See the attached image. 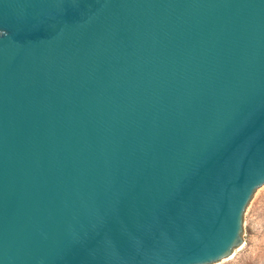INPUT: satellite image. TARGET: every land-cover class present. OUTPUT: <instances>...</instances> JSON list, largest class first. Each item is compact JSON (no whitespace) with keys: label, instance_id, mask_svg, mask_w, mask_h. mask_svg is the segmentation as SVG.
<instances>
[{"label":"water","instance_id":"95a60500","mask_svg":"<svg viewBox=\"0 0 264 264\" xmlns=\"http://www.w3.org/2000/svg\"><path fill=\"white\" fill-rule=\"evenodd\" d=\"M264 185V0H0V264H215Z\"/></svg>","mask_w":264,"mask_h":264},{"label":"rangeland","instance_id":"374dc122","mask_svg":"<svg viewBox=\"0 0 264 264\" xmlns=\"http://www.w3.org/2000/svg\"><path fill=\"white\" fill-rule=\"evenodd\" d=\"M242 228L243 243L215 264H264V185L246 207Z\"/></svg>","mask_w":264,"mask_h":264}]
</instances>
